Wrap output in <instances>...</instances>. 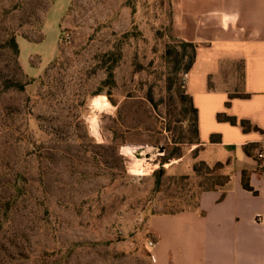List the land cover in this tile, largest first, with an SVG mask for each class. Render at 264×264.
<instances>
[{"label": "rangeland", "instance_id": "1", "mask_svg": "<svg viewBox=\"0 0 264 264\" xmlns=\"http://www.w3.org/2000/svg\"><path fill=\"white\" fill-rule=\"evenodd\" d=\"M167 32L162 0H0V43L20 46L0 49V264H154L149 218L200 192L196 144L174 143L193 135ZM224 69L241 92L242 68ZM128 146L166 150L138 164Z\"/></svg>", "mask_w": 264, "mask_h": 264}, {"label": "crops", "instance_id": "2", "mask_svg": "<svg viewBox=\"0 0 264 264\" xmlns=\"http://www.w3.org/2000/svg\"><path fill=\"white\" fill-rule=\"evenodd\" d=\"M162 1L167 40L197 45L185 87L199 114L193 151L210 166L225 164L231 180L203 193L195 210L149 218L154 264H264V0ZM227 65L242 68L241 92L218 85L227 83ZM220 113L261 131L221 122ZM244 172L253 191L243 187Z\"/></svg>", "mask_w": 264, "mask_h": 264}, {"label": "trees", "instance_id": "3", "mask_svg": "<svg viewBox=\"0 0 264 264\" xmlns=\"http://www.w3.org/2000/svg\"><path fill=\"white\" fill-rule=\"evenodd\" d=\"M0 49L9 50L12 53L13 57L16 60H18L20 56V46L17 41L16 34L14 33L10 34L4 42L0 43ZM196 54H197V45L193 43L177 42L174 44L167 45L165 57H167V59L169 60H172V64H173L172 78L170 79V81L172 82V84L174 83V85L178 83L179 87L177 88L176 95L178 96L179 101L182 104V113L184 114L185 121L188 123L190 129L189 133L193 135V138L183 137L181 140L175 141L174 142L175 144H179V143H189L191 145L200 144L198 110L194 106L192 97L187 94L185 86L181 83L182 78L187 76L191 71V69L193 68L196 60ZM104 57L107 58L106 63L111 62L113 67L118 61L117 59H115L116 54L112 51H108L104 55ZM112 77H113V73H110L109 81L112 80ZM3 84L5 88L12 89L18 92H24L26 86L29 85V83H21L13 80H4ZM244 96L245 95H237V97H241V98H244ZM108 97L112 101L110 94H108ZM234 97L236 96H231V99ZM149 101L153 102V98L150 97ZM229 105L230 103H227V106ZM217 118L221 122H229L230 124L235 126L240 125L245 132L251 130L261 131L258 127L253 126L249 121L247 120L239 121L236 117L228 116L226 113L218 114ZM251 147L252 146H248L246 149L250 155H253V153L250 150ZM194 151L195 152L197 151L199 153L200 148H197ZM174 157H178V158L182 157L180 149H174L169 154V156L166 157L164 160L165 162H168V160ZM257 159L260 165H262L263 161L259 157H257ZM224 168H225V164L223 163H217L214 166H210L204 161H197L193 166L194 178L200 180L197 183V187L200 188V192L196 203L192 204L186 202V207L176 210L174 212H170L169 214L173 215L187 210H195L199 207L200 198L203 193L216 191L222 187H225L230 182L231 176L225 174ZM164 172L165 171L163 169L156 173V177H157L156 190L161 188V179L163 178ZM189 179H191L189 176H184L181 177L179 180H189ZM242 181H243V187L246 190L253 191V188L250 185V177L247 172L243 173Z\"/></svg>", "mask_w": 264, "mask_h": 264}, {"label": "water", "instance_id": "4", "mask_svg": "<svg viewBox=\"0 0 264 264\" xmlns=\"http://www.w3.org/2000/svg\"><path fill=\"white\" fill-rule=\"evenodd\" d=\"M165 146H158L157 148L150 150L149 148L142 147L134 152L135 157L138 159H150L154 154H163L165 152Z\"/></svg>", "mask_w": 264, "mask_h": 264}, {"label": "bare ground", "instance_id": "5", "mask_svg": "<svg viewBox=\"0 0 264 264\" xmlns=\"http://www.w3.org/2000/svg\"><path fill=\"white\" fill-rule=\"evenodd\" d=\"M101 100H98L97 101V103L98 102H100ZM103 103H104V101H103ZM107 104V103H106ZM103 106H104V104H103ZM100 110V109H99ZM93 126V128H94V131H95V129H96V124L95 125H92ZM97 131V130H96ZM138 149H142V148H138V147H134V146H128L127 147V154H129L130 156H132V157H134V160L133 161H135V162H138V164L139 163H141V162H143V161H145L146 159L145 158H143V159H138L137 157H135V155H134V152L136 151V150H138ZM137 164V163H136ZM137 164V165H138ZM133 165V164H132ZM141 165V164H140ZM150 170V169H149ZM135 171V170H134ZM136 172V171H135ZM140 174V173H139ZM143 174H144V172H143ZM146 174V173H145Z\"/></svg>", "mask_w": 264, "mask_h": 264}, {"label": "clouds", "instance_id": "6", "mask_svg": "<svg viewBox=\"0 0 264 264\" xmlns=\"http://www.w3.org/2000/svg\"><path fill=\"white\" fill-rule=\"evenodd\" d=\"M93 105H94V107H95L96 109H99V108L101 107L100 104L97 103V102H95V101H93ZM109 107H110V106H109ZM113 112H114V109H113L112 112H110L109 114H113ZM97 122H98L97 118L93 117V118L91 119V124H92V125L97 124ZM85 123H86V127H89V133H88V134H89L90 136H92V138H93L94 140H96L97 143L102 142V141L98 140L95 136H93V134H92V130H91V127L89 126V122H88V121H85Z\"/></svg>", "mask_w": 264, "mask_h": 264}, {"label": "built area", "instance_id": "7", "mask_svg": "<svg viewBox=\"0 0 264 264\" xmlns=\"http://www.w3.org/2000/svg\"><path fill=\"white\" fill-rule=\"evenodd\" d=\"M184 86L186 87V77L184 78ZM258 157L260 158V159H263L264 158V154L263 153H260L259 155H258ZM148 246H149V248L152 250L154 247H155V243L153 242V241H150L149 243H148ZM151 256H152V259H153V262H155L156 261V258H155V255L151 252Z\"/></svg>", "mask_w": 264, "mask_h": 264}]
</instances>
